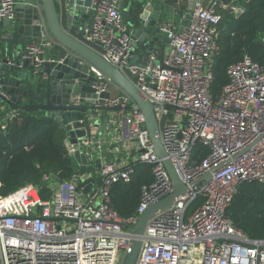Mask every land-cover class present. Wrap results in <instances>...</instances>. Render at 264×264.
<instances>
[{
    "label": "built area",
    "instance_id": "built-area-1",
    "mask_svg": "<svg viewBox=\"0 0 264 264\" xmlns=\"http://www.w3.org/2000/svg\"><path fill=\"white\" fill-rule=\"evenodd\" d=\"M144 1L159 3V34L170 39L162 59V49H155L160 45L151 50L143 46L144 59L132 62L137 39L120 12L122 0H93L81 36L155 105L167 156L188 187L175 205L148 221L136 264H264V239L248 237L227 215L241 184H264V65L245 54L228 68L229 81L221 94L215 98L211 92L222 20L227 12L239 18L246 8L238 0H178L186 4L180 22L190 16L180 31L181 24L170 15L177 12L175 6ZM16 2L0 0V25L5 17L14 19ZM49 37L46 31L42 40L29 41L0 61V69H24L28 62L39 72L46 63L62 62L64 57L49 53ZM90 72L97 94H110L95 101L97 108L133 106L100 118L105 133L116 134V143L122 142V152H129L130 142H135L136 155L130 161H110L106 140L92 137L76 145L68 135V153H86L87 172L54 183L46 196L42 186L31 182L6 195L0 192V264H123L140 215L174 191L134 100L96 66ZM113 88L120 92L111 94ZM3 96L11 98L2 90L0 75V126L20 122L23 110L11 109ZM198 143L209 148L200 161L194 156ZM136 161L150 165L155 178L143 186L134 214L123 218L113 206L111 191L116 183L131 180V163ZM208 172L209 180L204 177ZM88 184L91 189L85 193ZM198 197L203 198L201 205L189 212Z\"/></svg>",
    "mask_w": 264,
    "mask_h": 264
},
{
    "label": "water",
    "instance_id": "water-1",
    "mask_svg": "<svg viewBox=\"0 0 264 264\" xmlns=\"http://www.w3.org/2000/svg\"><path fill=\"white\" fill-rule=\"evenodd\" d=\"M39 2V7L37 5ZM142 9L140 13H131L126 0H122L120 12L128 19L135 38L136 48L144 46L151 50L156 45L164 43L165 47L170 39L165 34H159L157 27L161 11L153 4H145L138 0ZM93 0H17L15 17H5L0 25V61L6 62L7 56L18 53L29 41L42 40L47 31L52 38L62 45L67 55L62 62L46 63L44 68L35 72L26 62V67H3L0 69L3 92L11 98L2 97L11 109L26 112L43 111L46 116L59 121L68 131L71 142L82 144L94 137L104 134V127L100 115L132 110L133 106L97 108L95 101L110 97L109 93L97 94L93 87V76L90 66H96L109 76L136 103L145 118L153 147L171 177L174 191L165 198L153 203L143 212L132 229L131 246L123 264H136L148 221L158 212L164 211L176 204L185 195L187 185L183 182L179 172L163 146L161 130L155 105L137 87V85L117 66L112 64L97 48L82 41L83 26L74 23L80 18L91 16ZM188 18L181 22L180 31L189 24ZM66 19L73 25L68 26ZM44 22L46 27L44 26ZM165 47L159 54L162 59ZM135 60H133L134 62ZM2 96V95H1ZM107 116V115H106ZM82 174L87 172L88 158L86 153L77 151L74 154ZM101 166V160H97ZM211 178V172L204 176ZM84 183H81L82 187ZM91 184L84 188L87 193Z\"/></svg>",
    "mask_w": 264,
    "mask_h": 264
},
{
    "label": "trees",
    "instance_id": "trees-1",
    "mask_svg": "<svg viewBox=\"0 0 264 264\" xmlns=\"http://www.w3.org/2000/svg\"><path fill=\"white\" fill-rule=\"evenodd\" d=\"M126 2L128 6L130 2L134 4V7H129L131 13L142 11L138 0ZM162 2L168 7L175 6L178 13L186 9V4L178 0ZM238 2L245 6L246 12L239 18L227 12L217 38L220 50L215 57L211 84L215 98L229 81L228 68L241 61L245 54L264 65V44L260 34H264V0ZM68 135L59 121L46 116L43 111H23L20 122L0 126V192L6 195L31 182L42 186L41 193L46 196L54 183L69 180L79 174L80 167L65 146ZM208 153V146L198 143L194 156L200 161ZM131 166L134 168L131 180L116 183L111 191L113 206L123 218L134 214L142 199L143 186L152 183L155 178L150 165L136 161ZM202 201V197L193 201L189 212L201 205ZM227 215L248 237L264 239V184H241L227 208Z\"/></svg>",
    "mask_w": 264,
    "mask_h": 264
},
{
    "label": "crops",
    "instance_id": "crops-1",
    "mask_svg": "<svg viewBox=\"0 0 264 264\" xmlns=\"http://www.w3.org/2000/svg\"><path fill=\"white\" fill-rule=\"evenodd\" d=\"M128 6V5H127ZM134 7V4L132 2L129 3V7ZM156 6L159 8V3L156 4ZM174 19L175 21L180 22L181 20V16H182V13H178V12H171L170 14ZM90 20V17H86V18H80L77 22H75L74 24L77 25V26H83L86 22H88ZM161 21V20H160ZM159 21V23H160ZM65 23L68 25V26H71L73 25V23L69 22L67 19L65 21ZM47 45H48V48H49V53L57 58H60V57H64L65 55H67V51L66 49L60 45L59 43H57L53 38L52 36L50 35L49 39L47 40ZM163 47H165L164 43H162L160 46H157L155 47L158 48V49H162ZM166 50H168V44L166 45ZM145 51V48L142 46L141 48L139 49H136L135 50V54H134V57H133V60L135 61H141L144 59L145 55L143 52ZM120 92L119 89H116V88H113L112 91H111V94L113 95H116ZM112 113H115V112H112ZM111 114V113H110ZM109 114V115H110ZM105 116L108 115L107 114H104ZM95 132H99L98 129L97 130H94V137L97 138V139H101L105 142V140L107 142H109V146L108 147V150H106V156L108 158V160L110 161H116L117 159H123V160H132L135 155H136V148H135V142H130V144L133 146L132 149L129 150V152L125 153V152H122V142H118L116 143V140H115V135L116 134H110V135H107L105 132L104 134H95ZM129 144V143H128Z\"/></svg>",
    "mask_w": 264,
    "mask_h": 264
},
{
    "label": "rangeland",
    "instance_id": "rangeland-1",
    "mask_svg": "<svg viewBox=\"0 0 264 264\" xmlns=\"http://www.w3.org/2000/svg\"><path fill=\"white\" fill-rule=\"evenodd\" d=\"M132 62H133V59H132Z\"/></svg>",
    "mask_w": 264,
    "mask_h": 264
}]
</instances>
